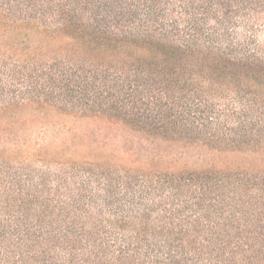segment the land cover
Instances as JSON below:
<instances>
[{
	"label": "trees",
	"instance_id": "16d2710c",
	"mask_svg": "<svg viewBox=\"0 0 264 264\" xmlns=\"http://www.w3.org/2000/svg\"><path fill=\"white\" fill-rule=\"evenodd\" d=\"M0 264H264V0H0Z\"/></svg>",
	"mask_w": 264,
	"mask_h": 264
},
{
	"label": "rangeland",
	"instance_id": "374dc122",
	"mask_svg": "<svg viewBox=\"0 0 264 264\" xmlns=\"http://www.w3.org/2000/svg\"><path fill=\"white\" fill-rule=\"evenodd\" d=\"M28 34V38H30L31 43H35L37 35L34 31L28 30L25 32ZM53 117V116H52ZM48 121L49 125H56L54 127H57L62 131V133H67V129H72V131L77 133H83V132H89V134L96 133L97 137H100V139H103L102 141H105L106 143L111 145H118L126 138L132 137V134L124 127L122 126H113L110 124H107L103 121L99 120H85V119H52L50 118H39V121ZM38 121V120H37ZM66 128V129H65ZM60 132L56 135H59ZM52 137V136H50ZM190 154H195L198 151L197 150H187Z\"/></svg>",
	"mask_w": 264,
	"mask_h": 264
}]
</instances>
